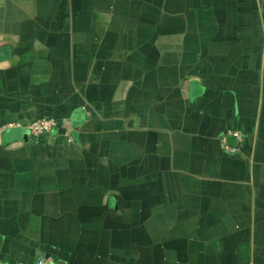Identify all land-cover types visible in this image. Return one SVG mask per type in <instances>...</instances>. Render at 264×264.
I'll list each match as a JSON object with an SVG mask.
<instances>
[{
    "label": "crops",
    "instance_id": "crops-1",
    "mask_svg": "<svg viewBox=\"0 0 264 264\" xmlns=\"http://www.w3.org/2000/svg\"><path fill=\"white\" fill-rule=\"evenodd\" d=\"M41 258L264 264V0H0V264Z\"/></svg>",
    "mask_w": 264,
    "mask_h": 264
},
{
    "label": "built area",
    "instance_id": "built-area-1",
    "mask_svg": "<svg viewBox=\"0 0 264 264\" xmlns=\"http://www.w3.org/2000/svg\"><path fill=\"white\" fill-rule=\"evenodd\" d=\"M56 126H57V121L55 119H53V118H40V119H36V120L31 121L27 125V129L29 130V132L32 136L40 137V136L52 133ZM228 135H234L238 139L241 140V135L238 132L229 131ZM223 144L225 146V149H227L228 151L233 152L236 150V148L228 146L226 144V142H224ZM16 264H26V263L19 262ZM31 264H52V261L49 258H41L38 261H36L35 263H31Z\"/></svg>",
    "mask_w": 264,
    "mask_h": 264
}]
</instances>
